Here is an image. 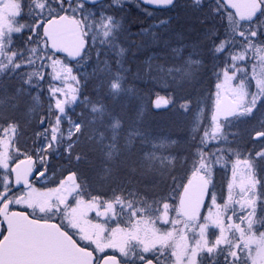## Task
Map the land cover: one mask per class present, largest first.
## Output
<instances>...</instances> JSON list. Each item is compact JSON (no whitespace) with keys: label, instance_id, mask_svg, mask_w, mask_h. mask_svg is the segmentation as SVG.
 <instances>
[{"label":"snow or ice","instance_id":"snow-or-ice-1","mask_svg":"<svg viewBox=\"0 0 264 264\" xmlns=\"http://www.w3.org/2000/svg\"><path fill=\"white\" fill-rule=\"evenodd\" d=\"M26 3L0 33V264H20L16 217L56 241L35 264H251L253 243H264V0H191L208 46L173 48L183 62L150 100L177 114L182 135L142 129L146 107L133 128L89 103L85 85L97 80L98 93L105 74L100 45L115 43L117 68L127 51L112 17L98 39V0ZM115 76L114 94L124 79ZM38 186L51 191L43 207L32 201ZM191 188L203 195L189 210ZM79 207L88 231L69 223Z\"/></svg>","mask_w":264,"mask_h":264},{"label":"rangeland","instance_id":"rangeland-1","mask_svg":"<svg viewBox=\"0 0 264 264\" xmlns=\"http://www.w3.org/2000/svg\"><path fill=\"white\" fill-rule=\"evenodd\" d=\"M40 3L38 0H33L31 5L35 8ZM129 7L127 11L125 7ZM132 8L144 19H157L160 17L158 12L150 13L148 10L140 12V7L137 5L133 6L130 3H124L123 7L113 4L112 0H108L104 4L98 5L96 9V18L94 20L93 29L98 34V39H102V29H105V25L109 23V17H112L110 24L119 25V28H113V33L118 39V43L127 49L126 53L122 58V68H117V48L115 43L112 45H100L102 51L100 54V64L97 68H105V74L100 77V88L99 92L93 91V85L97 84V80H90L85 85V94H91L92 101L89 103H103L115 114H118L125 120L126 127L131 123L135 128V121L139 115L141 107H146L148 111L145 112L142 121L147 119L151 115V104L152 99L151 93H147L146 90L141 92L135 91L132 87L123 89L125 82L129 79L132 73V79L142 78L145 80V85L148 84V91H152V87L155 85L163 92L166 90L161 88L159 85L165 80L170 83L171 75H175V72L169 74V67L178 66L183 62V57L177 59L176 53L172 51L173 48L181 45H187L185 49V55L191 50V45L197 44L203 47H207L206 43H203V35L201 37H190L189 26L199 22L204 17L202 11L194 10L191 0H179V4L175 7L176 14H168L164 18H160L156 23L152 24L149 28L143 29L141 32H133L131 23ZM27 11L26 0H6L0 7V33H4L10 27L13 26L14 22L18 17H21L22 12ZM167 20V23H161V21ZM172 20L174 22L172 23ZM155 34V35H154ZM111 39V38H110ZM167 50V53H166ZM94 51V50H93ZM107 59L111 64V72L105 67L103 61ZM133 62L134 67L130 65ZM95 63V56H93V62L88 64L86 68L80 69L81 72H92L93 64ZM119 71L124 77L122 82V89L119 93L109 92L108 81L110 79H118L115 76V72ZM171 91V89L169 90ZM137 92V93H134ZM126 95L124 102L119 98L121 95ZM132 96L137 97V103L131 113L130 104L132 103ZM105 98V99H104ZM179 99V93H177ZM109 99V100H107ZM139 100V101H138ZM81 106L78 105L79 110ZM160 114V122L152 126L149 130L152 132H171L174 135H182L179 118L175 112L168 110ZM140 126V125H139ZM90 178V177H89ZM219 183V181H218ZM38 194L35 190L32 195ZM40 201L42 199H49L51 197V191L43 189ZM40 202V203H41ZM72 219L78 223L79 227L84 228L86 231L90 230L89 225L85 223V208L79 207L72 211ZM253 246L258 248L255 250L254 256L255 264H264V243L257 245L253 243Z\"/></svg>","mask_w":264,"mask_h":264},{"label":"water","instance_id":"water-1","mask_svg":"<svg viewBox=\"0 0 264 264\" xmlns=\"http://www.w3.org/2000/svg\"><path fill=\"white\" fill-rule=\"evenodd\" d=\"M4 1V0H3ZM104 0H98L102 2ZM143 5L156 9H166L155 7L151 3H144L139 0ZM203 195L202 191L198 188H191L188 192L189 197V210H191V199H199ZM15 227H19L22 231L19 233L21 236L19 250L16 253L15 259L20 264H35L37 260H46L54 255V248L56 241L50 238V232L47 230H40L33 228L26 218L16 217L12 221Z\"/></svg>","mask_w":264,"mask_h":264},{"label":"bare ground","instance_id":"bare-ground-1","mask_svg":"<svg viewBox=\"0 0 264 264\" xmlns=\"http://www.w3.org/2000/svg\"><path fill=\"white\" fill-rule=\"evenodd\" d=\"M196 21L197 19L195 20V24L189 26L191 31L188 32L189 33L188 35L190 37H201L204 34V29L206 27V24L202 25ZM145 87H146L145 80L142 78H136L132 81V88L137 92H141L142 89L145 90ZM160 119H161L160 114L153 111L150 117H148L147 119H144L140 123V127L142 129L149 130L152 126H154L155 124H158L160 122ZM96 163H99V162L96 161ZM87 170L92 172L91 168H88Z\"/></svg>","mask_w":264,"mask_h":264},{"label":"trees","instance_id":"trees-1","mask_svg":"<svg viewBox=\"0 0 264 264\" xmlns=\"http://www.w3.org/2000/svg\"><path fill=\"white\" fill-rule=\"evenodd\" d=\"M42 2V0H38V2ZM137 1H135V0H132V4L134 3H136ZM132 15L134 16V17H136L137 18V16H139L138 14H136V13H134V12H132ZM144 21V20H143ZM138 22V20L136 21V23ZM17 43L21 46V47H23V41H22V39L21 40H18L17 41ZM120 100L122 101V102H124V100H125V96H123L122 98H120ZM135 105H136V103H133V99H132V109H130L131 110V113H132V111H133V109H134V107H135ZM90 172L91 171H89L88 170V173L90 174Z\"/></svg>","mask_w":264,"mask_h":264},{"label":"flooded vegetation","instance_id":"flooded-vegetation-1","mask_svg":"<svg viewBox=\"0 0 264 264\" xmlns=\"http://www.w3.org/2000/svg\"><path fill=\"white\" fill-rule=\"evenodd\" d=\"M63 192H64V190H63ZM69 223L72 224V225H74V226L79 227L76 223H74V222L71 220V218H70V220H69Z\"/></svg>","mask_w":264,"mask_h":264}]
</instances>
